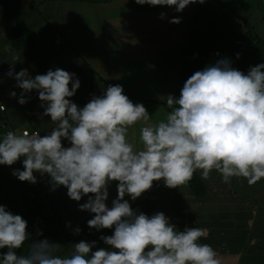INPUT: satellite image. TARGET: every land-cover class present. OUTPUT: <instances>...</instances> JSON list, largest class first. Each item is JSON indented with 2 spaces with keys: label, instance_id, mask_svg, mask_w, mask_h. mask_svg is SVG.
Returning a JSON list of instances; mask_svg holds the SVG:
<instances>
[{
  "label": "clouds",
  "instance_id": "obj_1",
  "mask_svg": "<svg viewBox=\"0 0 264 264\" xmlns=\"http://www.w3.org/2000/svg\"><path fill=\"white\" fill-rule=\"evenodd\" d=\"M135 2L182 13L205 0ZM15 64L7 75L22 90L18 102L25 105L38 92L43 115L55 127L46 135L8 131L0 138V165L11 167L22 160L24 170L13 171L20 181L35 184L34 173L47 174L52 187L67 188L73 201L88 197L80 205L81 211L94 214L88 227L114 233L100 237L109 248L93 251L95 242L80 241L64 253L58 243L32 239L27 221L0 205V250L7 249L0 252V264H221L214 248L201 243L207 229L180 231L163 212L137 214L125 197L135 201L158 181L170 189L186 187L198 170L204 180L215 170L225 184L242 178L253 186L264 179V64L245 74L224 58L195 72L178 99L161 97L170 111L154 123L145 106L134 104L119 84L109 85L102 96H93L80 108L70 99L80 88L74 73L56 68L32 78L27 69L15 72ZM11 95L16 97L15 92ZM136 125L139 147L128 139ZM64 140L70 147H64ZM112 182H118V198L109 208ZM192 212L200 211L192 207ZM80 232L79 227L74 230ZM25 247L26 254L18 255Z\"/></svg>",
  "mask_w": 264,
  "mask_h": 264
},
{
  "label": "crops",
  "instance_id": "obj_2",
  "mask_svg": "<svg viewBox=\"0 0 264 264\" xmlns=\"http://www.w3.org/2000/svg\"><path fill=\"white\" fill-rule=\"evenodd\" d=\"M66 1L1 0L0 10L3 7L8 8L10 5L12 9H18L17 15H19V11L22 12L20 9L27 6V9L30 8L32 10L33 18L27 17L13 23V19L11 21L10 16L7 15V20L5 19L6 21H3L0 25V28L2 27L4 30L3 36H0V59L4 60L5 63L13 62L11 64H15L17 61L13 58L18 57L19 62L14 65L15 72H19L21 69H27L32 78H35L37 75L46 74L49 70L54 71L56 68L74 73L80 81V88L77 90L75 96L81 95V91H90L88 92L89 94L85 92L89 101L93 98L91 91L102 93L109 85L119 84L123 87L125 93L128 95L133 94L132 96L135 100L136 97H139L141 99L139 102L147 105L145 108L149 115L152 116V120L167 115V112H165L168 110L166 101L162 100L161 97L173 95L177 98L176 94L179 92L178 88L180 84L198 69L192 66V63L196 62L197 59L190 57L187 61L185 56H183L189 54V45H187L189 29L187 24L188 38L178 36V38L168 42L165 36L166 34L164 35L165 29L167 28L165 25H162L164 28L158 30H152L151 28L153 23L161 19L155 15L156 7L138 5L135 0H83L92 3V6H95L99 15L103 17L100 25L96 24L92 28L88 19L83 18L81 15H77L79 18L69 19L68 21L63 17H56L53 9L68 4L69 2ZM47 8H49L48 18L43 16ZM26 11L24 10V12ZM144 24H146L145 29L149 34L152 33L151 37L153 40H151V45L131 44V39L137 32L135 28ZM74 27L84 32L85 35L75 34L73 32ZM139 31H144V29H140ZM160 35L163 38L157 39ZM156 39L160 40V44L158 42L154 44ZM185 40L186 42L182 45L181 51L179 49H170V47ZM151 46L157 47L155 52L151 51ZM67 47L74 51V55L70 56L65 53ZM7 49L11 50L6 51ZM9 52L13 54V58L8 56ZM158 52L159 54L166 55L168 58L166 60L158 58ZM54 55H58L60 59L57 60ZM82 57L87 58L88 65L87 62L81 65L76 64V59L79 58L80 60ZM154 58L157 59L154 61ZM68 62L72 63L69 64ZM11 66L13 67V65ZM7 73L8 71H2L0 73V82H4L11 89L10 91L16 92V97L10 96L11 103L16 106L13 108L10 104L3 102L0 95L1 103L6 107L3 116L5 121L9 122L7 127L4 126V129L0 128L1 131L19 130L22 132L23 130H38L41 135L48 134L55 125L52 124L50 117L43 115L44 109L40 106L41 101L39 100L38 92L33 91L27 97L28 102L25 105H21L18 100L22 90L17 87L16 80L9 77ZM131 101L134 104H139L133 100ZM10 123L14 128L12 127L7 130ZM3 134L0 135V138L3 137ZM129 134L128 139L130 136L132 137L129 141L136 146L140 145V125L130 128ZM63 145L66 148L70 147V143L67 140L63 141ZM16 169L23 171L22 160L11 167L4 165L2 174L4 175L7 172L9 181L8 183L2 181L0 188L2 192L4 191V195L5 193L12 195V199L8 200L13 204V210L15 209V212H24V205L18 204V202L24 199V195L27 192L32 195L38 191L35 189L37 186L24 185L25 182L20 181L14 176L13 171ZM47 176L45 174L43 177L40 174L38 177V180L44 183L43 193L46 195L51 192L48 187L49 182L47 181ZM225 187L226 185L221 186L220 191L226 195L228 192ZM63 193L64 191L60 189L59 194L63 195ZM211 193L209 197L211 196L212 199L213 197H217L218 193L215 191ZM259 195H264V193ZM37 196L39 197L38 193ZM181 196L182 192L180 193V198ZM167 199L172 201L171 196ZM57 200H60V198H57ZM64 200L66 199L64 198ZM87 200L88 197H83L80 202L86 203ZM215 201L219 205H222L220 207L221 209H223V205L231 207L235 204L234 201L229 202L225 196ZM35 202L37 203V201ZM154 202L151 201L150 203L152 204ZM0 205L8 206L5 200H2ZM238 205L239 209L242 205V200ZM138 206L142 207L141 205ZM32 207L33 210L36 208L34 202ZM151 207L153 208L150 209V212L146 213L149 217L155 214L154 210L156 206L151 205ZM47 211L48 215L52 217V211L48 208ZM85 214L88 217L93 216L92 213L87 211ZM174 215L175 210L168 217H174ZM256 217H243L247 221V224L243 226V230L238 231L239 234L236 237L229 236L222 229L217 232L212 228L208 231L209 234L206 237L208 241L202 240L201 243L211 245L216 252L220 253L218 259L221 261V264H252L249 261H254L256 257L253 258L251 254L242 251L245 246L248 249L247 245L254 246L256 244L254 240L259 242V239L261 241L263 239L254 234L256 232L255 228H257V223L254 220ZM236 219L239 222L242 218L236 217ZM232 221L233 219L228 220L230 224ZM249 248L252 249V247ZM233 250V257H230Z\"/></svg>",
  "mask_w": 264,
  "mask_h": 264
},
{
  "label": "rangeland",
  "instance_id": "obj_3",
  "mask_svg": "<svg viewBox=\"0 0 264 264\" xmlns=\"http://www.w3.org/2000/svg\"><path fill=\"white\" fill-rule=\"evenodd\" d=\"M1 1V0H0ZM31 1V0H30ZM79 1V2H78ZM225 3L222 4L227 10L231 12L230 15L226 14V18L223 17V8L220 6L219 3L214 2L213 0H205L203 4L197 2L194 4H190L185 10L181 12H177L174 7H166V6H156V14L159 18L161 13H166V18L163 20H158L157 22L152 24V30H158L164 28L162 25H165L167 28L165 29L164 35L167 37L168 42L173 41L178 36H185L188 38L187 27L189 29V40L187 45H189V54L183 55L185 59L195 58L197 59L196 62L192 63L193 67L198 68L197 71H202L206 67L210 65H215L220 59L228 58L232 62V66L245 74L250 70L251 67L257 66L259 64H264V0H221ZM68 4H64L63 6L53 9L57 18H65L67 21L73 18H79L77 15L83 16V18L88 19V22L91 24V27L94 28L96 24L101 23L103 20L99 12L96 10L95 6L89 1L83 0H67ZM22 12L19 11V15H17L18 9H12V6L9 5L8 8H2L0 10V25L3 21H6L7 15L10 16V19L13 23L18 22L21 19H25L27 17L33 18V12L30 8L27 9V6L22 7L20 9ZM24 10H27L24 12ZM49 8L43 13V16L48 18ZM233 10V11H232ZM234 12V13H233ZM238 17V18H237ZM173 18H178L181 20L179 24H173L169 21ZM6 19V20H5ZM6 23V22H5ZM7 24V23H6ZM187 24V27H186ZM146 24L137 26L135 29L137 32L134 34L133 38L131 39V44H148L151 45L152 37L151 34L145 29ZM140 29H144V31H139ZM151 30V31H152ZM235 31V33L233 32ZM101 31V30H100ZM248 31L254 34V38H259L262 42L260 44L261 48L263 49H252L251 42L248 38L249 34ZM3 28H0V36H3ZM73 32L78 35H85L84 32L78 30L77 27L73 28ZM248 35V36H247ZM257 35V37H256ZM250 37V36H249ZM82 38V37H81ZM163 38L162 35L158 36L157 39ZM155 40L154 44L158 42L160 44V40ZM11 41V40H10ZM167 42V43H168ZM186 42L182 41L179 44H175L174 46L170 47V49H179L181 51L182 45ZM162 43V42H161ZM166 43V44H167ZM91 45V43L89 42ZM165 44V43H163ZM151 51H156V46H151ZM149 49V50H150ZM11 49H7L6 51H10ZM55 51H58L54 49ZM53 51V52H55ZM59 52V51H58ZM61 53V52H59ZM65 53L69 54L70 56L74 55V51L69 49L68 47L65 49ZM217 53L219 55H217ZM239 54V57L237 56ZM9 57L13 58V54L9 52ZM57 60L60 59L58 55H54ZM85 57V56H84ZM82 57L80 60L79 58L76 59V64L81 65L82 63L89 64L87 58ZM158 58H162L166 60L168 57L166 55L159 54L157 55ZM157 58H154L155 61ZM183 59V57H182ZM63 61V60H62ZM19 62V61H18ZM17 62V63H18ZM71 64L72 62H68ZM1 73V72H0ZM194 74V73H193ZM193 74L189 75L192 76ZM96 78V76H94ZM187 78V79H188ZM183 80L182 84L178 88L179 92H177L176 96L179 98L181 89L184 86L186 80ZM170 84V83H169ZM171 85V84H170ZM0 95L3 102L10 104L13 108H15V104L11 103V89L4 83L0 82ZM106 91V90H105ZM97 93L95 91H91L93 96H102L104 94ZM89 94L87 90L81 91V95L74 96L70 98L72 102L77 104L78 107L83 108L88 102L89 98L86 94ZM16 93V92H15ZM125 94V93H124ZM128 96L127 94H125ZM130 100L134 102H138L139 104H143L139 97H136V100L128 96ZM138 100V101H137ZM165 110V108H164ZM168 109L165 112H169ZM159 113V112H158ZM166 115L162 117L151 120V122H157L159 120L165 119ZM3 133H7V131H0V135ZM3 134V135H5ZM130 135V134H129ZM132 137H129L131 140ZM141 145H138L139 147ZM6 166V165H5ZM3 167L4 165H0V184L2 181L4 183H8L9 177L8 173L5 172L3 175ZM35 176H40L39 173H34ZM197 174L202 179L201 172L198 170ZM44 177V175H43ZM209 188L216 193L221 190V186H225L227 189V194L225 195L223 192L221 194L222 197H227L230 201H234L235 204L233 206L225 205V217H229L230 219H235L236 217L243 218L247 216L256 217L254 220L257 223V228H255L254 234L259 238H263L262 241L259 239L254 240L256 243L254 246L247 245L243 249L242 252L251 254L254 258V261H249L247 258L246 260L252 264H264V195H259L264 193V179L258 182L256 185L249 186L247 181L244 179H237L233 178L230 184H225L223 182L222 176L217 173L215 170L210 174V178L208 180H204ZM39 181V180H38ZM47 181L49 182V189L50 193L48 195L43 193L44 183L39 181V185L37 186L36 191L39 192V195L43 197V200L37 198V207L33 209H27L24 212H15L13 210V206L10 208L7 206L6 210L11 212L14 215H20L23 217L24 220L28 223L27 231L30 233L32 239H48L52 242L58 243L64 247L62 252L70 253L72 250V245L78 243L80 241H85L88 243L95 242L96 248H93V251H96L98 248H109L104 242L100 239L101 236H112L114 233V229H103L97 231L96 229H91L88 227V221L94 217H84L86 211L80 210V205L83 202H76L73 201L67 194V188L60 186L58 188H53L49 176H47ZM118 182H112L108 187L109 197L106 201V204L109 208L112 207V201L118 198V190H117ZM62 189L64 191L63 195L59 194V190ZM159 190L160 192L157 194L152 195L151 193ZM169 190L168 192H166ZM186 187L170 189L168 188L163 181L154 182L153 187L151 190L145 192L140 198L135 201H132L130 196H126L125 199L128 200L130 206L132 207L133 211L139 213H149L150 209L153 208L151 205L156 206V210L154 213L163 212L166 217L172 215V211L170 210V204L166 202L168 199L166 198L168 195L172 197V203L175 208V217H182L177 220H171L170 222L177 227L178 230L183 231L180 229V224L183 220L187 219L190 221L191 216L190 213L192 212V206L189 204V201L186 200L188 193H186ZM0 192L2 189L0 188ZM182 192V196L180 198V193ZM45 196V199H44ZM194 199L192 194L188 195ZM63 197V199H62ZM60 198V200H57ZM64 198L66 200H64ZM1 199V193H0ZM6 200V199H5ZM42 202H41V201ZM242 200V205L238 209V203ZM252 200V201H251ZM151 201H155L154 203H150ZM260 201V202H259ZM187 203V206H186ZM189 204V205H188ZM260 204V205H259ZM141 205L142 207H139ZM238 205V206H237ZM246 205V208L244 207ZM46 207V208H45ZM185 207V208H184ZM47 208L52 211V217L48 215ZM197 210V209H196ZM229 210L231 213H229ZM200 213V212H198ZM154 214V215H155ZM202 214V213H200ZM202 224L203 228L207 229V235L209 234V230L212 228L214 231L219 232L222 228L217 224V218L213 214H202ZM237 215V216H236ZM236 216V217H234ZM240 226L243 227L244 223L239 222ZM195 227H198V223H194ZM191 224V226H194ZM79 227L82 231L78 236H74L70 233L73 229L71 227ZM237 226L238 228H241ZM190 227V226H189ZM234 230L236 229L233 226ZM65 233L66 235H70L73 238L77 239H69L68 242H65L63 239L62 234ZM42 233L43 235H39ZM82 234V235H81ZM244 235V234H243ZM242 235V236H243ZM250 237V236H247ZM246 237V239H247ZM203 240H206L203 239ZM208 241V240H206ZM230 244V243H229ZM100 246V247H99ZM237 247V246H235ZM249 247H252L249 248ZM0 252H7V249L0 250ZM27 247L23 250H19L17 252L18 255L26 254ZM234 250L230 254V257H233ZM224 255V254H222ZM220 256V253L217 252V257ZM237 262V261H235Z\"/></svg>",
  "mask_w": 264,
  "mask_h": 264
},
{
  "label": "trees",
  "instance_id": "obj_4",
  "mask_svg": "<svg viewBox=\"0 0 264 264\" xmlns=\"http://www.w3.org/2000/svg\"><path fill=\"white\" fill-rule=\"evenodd\" d=\"M214 2H216V3H219L220 4V6H222V8H223V17L224 18H226V14H228V15H230L231 14V12L229 11V10H227L222 4H224L225 2L224 1H221V0H213ZM233 11V10H232ZM234 13V12H233ZM238 18V17H237ZM233 32L235 33V31L233 30ZM248 34H249V36H248V38H249V40H250V42H251V47H252V49H250V50H257V49H262L261 48V46H260V44L262 43L260 40H259V38L257 37V35H256V37L257 38H254V34L253 33H251L250 31H248ZM263 50V49H262ZM4 62V63H3ZM11 63H13V62H9V63H5V61L4 60H1L0 59V71L2 72V71H9L10 70V68H12V66H11ZM0 92H1V90H0ZM125 93V92H124ZM131 93V92H130ZM125 94H127V93H125ZM128 95V94H127ZM133 94H130V95H128V96H131L132 98H133V96H132ZM9 108V107H8ZM8 124H9V122H6L5 121V119H4V116H3V112H0V128L1 129H4V126H8ZM13 126L11 125V123H10V126L7 128V130L8 129H11ZM14 128V127H13ZM1 129H0V131H1ZM14 131V130H13ZM22 168H23V161H22ZM23 170H24V168H23ZM37 178V177H36ZM38 180V179H37ZM24 185H28V186H30L27 182H25L24 183ZM39 185V181H38V184L36 185V186H38ZM186 190L187 191H185L186 193H188V195L189 194H192L193 196H194V199H193V201H192V198L191 197H189L188 195H187V197H186V200L187 201H189V204L192 206V207H194V208H196L198 211H200V212H205V211H207V213L209 214H213V215H215L216 216V218H217V224H218V227L220 226L221 228H222V230L225 232V233H227L229 236H233V237H236V236H238V234H239V230H243L244 228L243 227H241L240 226V224H239V222H243L244 223V225L245 224H247V221L244 219V218H242L241 219V221H236L237 219L235 218V219H233V221H232V223L230 224L229 222H228V220H231L229 217H225V210H224V207H225V205H223V209H221L220 207L222 206V205H219L218 203H216L217 201H215L216 199H221V198H223L222 196H221V194H222V191H218V194H217V197L215 198V197H213V199L211 198V196L209 197V195H210V193H211V190H210V188H209V186H208V184L205 182V181H203L200 177H199V175L197 174V172L194 174V177H193V179H192V181H190V183L188 184V186H186ZM160 191L159 190H156V191H154V192H152L151 194L152 195H154V194H157V193H159ZM1 193V199H0V202L2 203V200H5V199H7V200H5V202L7 203V205L9 206V207H11V206H13V204L8 200V199H12V195H8V194H6L5 193V195H4V191L3 192H0ZM37 193L39 194V192H36V193H33L32 195L31 194H29L28 192L24 195V199H21L19 202H18V204H21V205H24V211H26L27 209H33V207H32V204H33V202H34V204H35V206L37 207V203L35 202V201H37V198H39V199H41V200H43V197L41 196V195H39V197L37 196ZM212 193H213V190H212ZM211 193V194H212ZM168 197H170V195H168L166 198H168ZM209 197V198H208ZM208 198V199H207ZM44 199H45V197H44ZM35 200V201H34ZM16 201H17V199H16ZM219 203H221L220 201H218ZM167 204H170V206L171 207H169L170 208V210H172V211H174L175 210V206H173V203H172V201L171 200H168L167 202H166ZM188 204V205H189ZM204 204H205V206H204ZM186 206H187V203H186ZM208 207H209V209H208ZM185 208V207H184ZM203 208H204V210H203ZM156 210V209H155ZM229 213H231V211L229 210ZM84 215V217H86L87 216V214H83ZM190 215H192L191 216V219H190V221H188L187 219H185V220H183L182 222H181V224H180V229L182 230V229H184V228H186V227H195V225H194V223L196 222V223H198V227L199 228H203L204 226H203V224H202V218H203V215L202 214H200V213H198V212H191L190 213ZM231 215H232V213H231ZM237 216V215H236ZM236 216H234V217H236ZM169 219H170V221L173 219V220H177L178 221V219L179 218H184V216H182V217H175V215H174V217H168ZM228 219V220H227ZM191 224L192 225H194V226H191ZM233 226L236 228L235 230H234V228H233ZM237 226H240L241 228H238ZM77 228V226H75V227H73V228H71V229H76ZM70 230V229H69ZM66 233V232H65ZM65 233H61V232H59V234H63L64 236H63V239H64V241L65 242H68V240L69 239H77V238H73L72 236H70V235H66ZM82 233V232H81ZM82 235V234H81Z\"/></svg>",
  "mask_w": 264,
  "mask_h": 264
},
{
  "label": "bare ground",
  "instance_id": "obj_5",
  "mask_svg": "<svg viewBox=\"0 0 264 264\" xmlns=\"http://www.w3.org/2000/svg\"><path fill=\"white\" fill-rule=\"evenodd\" d=\"M0 105H2V103H1V100H0ZM6 111V107L4 106V110H2V111H0V112H5ZM23 131H29V132H38V133H40L38 130H23ZM22 131V132H23ZM41 134V133H40ZM35 175V174H34ZM37 179V178H36ZM30 186H36L37 184H38V180H37V183H35V184H31L30 182H27ZM187 228V227H186Z\"/></svg>",
  "mask_w": 264,
  "mask_h": 264
},
{
  "label": "built area",
  "instance_id": "obj_6",
  "mask_svg": "<svg viewBox=\"0 0 264 264\" xmlns=\"http://www.w3.org/2000/svg\"><path fill=\"white\" fill-rule=\"evenodd\" d=\"M29 132V131H28ZM34 133H37V132H29V134H34ZM32 184V183H31ZM75 230V229H74ZM74 230L70 231V233L74 236H78L79 234H74Z\"/></svg>",
  "mask_w": 264,
  "mask_h": 264
}]
</instances>
